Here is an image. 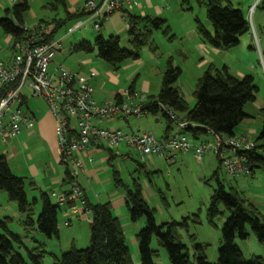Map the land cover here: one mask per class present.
<instances>
[{
    "label": "rangeland",
    "instance_id": "rangeland-1",
    "mask_svg": "<svg viewBox=\"0 0 264 264\" xmlns=\"http://www.w3.org/2000/svg\"><path fill=\"white\" fill-rule=\"evenodd\" d=\"M51 1L29 0L30 8L24 15V27L32 29L38 24H56L62 20L63 24L53 36L54 40H61L62 47L54 57L51 68L62 65L85 77H90L95 72L96 76L91 80L95 94H107L114 90H118L117 92L128 90L134 80H136V91L144 96L142 98L144 101L150 102L152 97L156 96L160 91L167 59L172 56L174 64L182 68V74L176 82V86L191 107L196 103L194 91L198 79L212 64L213 71L215 68L222 69L227 66L229 72L238 78H242L245 75H253L254 82L258 86L257 93L264 97V0H229L235 7L243 10L250 23V30L243 35L241 38L242 42L229 50L212 47L205 43L198 33L197 19L201 21L209 32L212 34L215 32L214 26L207 16L205 0H201V3L198 0H135L136 3L132 7L133 12L163 18L171 30L168 35L163 32V29L155 30L153 44L156 46V50L153 51L150 45H147L141 49L140 59L125 60L118 69L99 58L96 51L77 52L72 47L82 40H87L94 44L96 38L102 34L106 39L110 36H119L121 45L124 48L131 49L127 34V22L123 15L115 12L108 19H103L101 30L94 27L95 19L89 20L90 16L84 15L79 20L86 21V27L70 32V28L77 20L68 19L66 9L62 5L54 10L48 5ZM84 1L81 0L78 6H82ZM96 1L99 2L100 0ZM226 3L227 1L225 0L224 4ZM69 5L71 4L69 3ZM12 6L13 3L9 1L5 5H0V15L6 16L5 9L12 8ZM9 16L13 17L12 13ZM193 27L200 36V43L204 48L206 47L205 52L201 53L196 47L199 43L196 42L198 38L192 39L188 33ZM11 55L10 37L0 28V60L8 61ZM27 93V104L30 110L36 114L39 120L45 121L46 117L49 121L51 120L49 128L52 130L54 127V125L52 127V123L55 120L48 103L44 98L33 97L30 89H27ZM256 107L257 104L250 102L245 106V110H251L253 116L260 122L261 116ZM34 125L30 129H33ZM104 125L114 126L127 133L149 132L161 137L165 133L167 121L161 113L157 115L148 113L141 117L130 116L126 120H109ZM174 130L175 126L173 124L170 133ZM53 131L58 144L55 129ZM24 135L23 131L17 136L18 139L16 137L6 142L0 140V155L6 153L5 155L10 160L9 164L13 173L24 178L25 191L30 202L38 199L34 205V217L37 218L42 208L40 199L42 193L39 188L35 189L31 184L34 177L30 165L35 164L41 171L42 174L39 179L44 185H49L47 181L51 182V178L55 176L51 163L54 164L55 168L57 167V174H59V170H63L64 166L57 163L55 155L50 148L51 143L46 136L42 134V137L35 135L32 140H26V138L23 139ZM250 137L255 139V141L257 140V135L252 134ZM205 138L212 140L211 135H207ZM258 143L262 145L264 140H259ZM104 144L115 152L117 157L113 159L112 163L120 172L125 186L133 190L135 189V182L141 186L144 198L155 209V218L159 225L173 220L182 222L184 218H187L188 228L179 226L178 231L182 241L187 246V252L193 264H196L194 260V245L196 243H201L204 246L207 260L210 263H215L218 259V249L222 240L221 228L227 217L230 216V211L222 207V213L216 216L213 222L208 219L211 197L214 189L218 187L217 177L222 179L226 185L231 184L240 191L242 190L240 188L242 184L239 183V179H234L228 176L224 169L221 170L216 154L209 150L200 159L191 152L186 156H180L174 162H167L165 159L156 156L151 160L149 159L147 163H141L139 152L125 144H121L119 147L112 146L107 141H104ZM116 151H119V154ZM260 151L264 156V148H261ZM109 155L110 152L108 150L96 158V161L100 160V158L104 160L99 162L98 166L101 168L99 167L100 169L97 172L99 176L97 177L98 182H94V190L90 193L95 203L99 202L95 198L96 195L100 194L102 196L100 200H105L102 202H106L108 193L112 191H117L121 194L125 193L122 186L119 187L114 183L110 164L106 160ZM138 162L143 164V166L138 165ZM258 171L264 177V171L258 169L256 173ZM216 172H219L218 176ZM253 182L254 184H260V190L254 188L247 192H241L264 215V180L257 178L251 181V183ZM64 187L68 188V186ZM113 212L119 214L126 243L134 264H141L137 234L146 226V216L139 217L133 221L130 218L126 203L114 209ZM88 215L91 218V213L87 212ZM5 217L12 218L9 229L22 239V243L13 240L14 245L16 250L28 262H30L28 249H34V254H36L35 248L39 247V242L43 243L42 248L44 250L42 264H53V257L50 253L60 256L73 246L82 249L91 244L90 218H81V215H74L72 212L66 213L65 208L59 212V237L55 235L48 237L40 231L28 234L21 223L25 219V215L20 212L17 202L10 200L6 191L0 190V218L3 219ZM70 218L72 224L65 225L64 222ZM246 231L248 233L246 239H241L239 236L235 238V243L241 248L245 257L250 259L254 255L262 256V253L264 256V246L259 242L250 224L246 225ZM151 247L157 253L155 264H170L168 251L160 244L156 235L152 237Z\"/></svg>",
    "mask_w": 264,
    "mask_h": 264
},
{
    "label": "trees",
    "instance_id": "trees-1",
    "mask_svg": "<svg viewBox=\"0 0 264 264\" xmlns=\"http://www.w3.org/2000/svg\"><path fill=\"white\" fill-rule=\"evenodd\" d=\"M188 1V0H186ZM200 3L201 0H198ZM205 0L207 16L214 26V34L197 19V30L203 41L212 47L222 50H229L241 42V37L249 32L250 23L243 10L235 7L229 0ZM48 5L54 10L64 6L68 19H75L83 16L84 13H71L67 8L66 0H52ZM29 0H21L12 8H6V16L0 15V28L9 36L19 37L22 35L21 26L24 25V15L29 10ZM12 13L13 17L9 14ZM127 34L131 49L121 45L119 36H110L108 39L100 34L95 43L82 40L73 45L74 51L97 52V56L118 69L125 60L140 58V51L143 47L150 45L153 51L156 46L153 44L155 30L163 29L168 35L170 26L163 18L151 15H141L130 11L126 14ZM63 24L60 20L56 23L57 28ZM264 53V52H263ZM182 74V68L174 64V58L167 59L166 68L163 73L161 88L156 96L148 102L146 108L149 113L157 115L161 113L166 121L165 135L172 130V120L163 111L162 106L182 114L190 125L186 132L195 140L204 139L210 131L226 136H234L236 128L250 115L246 112L245 106L255 102L258 86L254 82L253 75H245L238 78L231 74L227 66L222 69L211 65L201 77H199L194 95L196 103L190 106L183 96L176 82ZM135 80L129 89H133ZM261 130L255 141V147L240 152L244 155L251 168V175L256 170L264 171V156L260 149L259 140H264V107L261 108ZM109 166L112 170L114 183L123 187L126 194V204L130 218L135 221L139 217L146 216V226L137 234L141 264H155L156 251L151 247L153 235H156L160 244L168 251L170 264H193L187 252V246L182 241L178 231L179 226L188 228L187 218L182 222L175 220L159 225L155 218V209L152 208L143 196L141 186L135 182V189H129L121 179L120 172L112 163L116 156L109 149ZM141 167L143 164L138 162ZM221 170H223L220 164ZM64 184L69 182V169L65 173ZM219 175V172H216ZM218 187L214 189L208 208V219L213 222L215 217L222 213V207L230 211V216L225 220L221 231L222 240L218 249V259L215 263L207 260L204 246L201 243L194 245V260L196 264H264V256H252L247 259L241 248L235 243L239 236L246 239L248 233L246 225L250 224L252 231L259 242L264 246V215L262 212L234 185H226L217 177ZM0 190L8 193L10 200L17 202L25 219L21 222L25 231L31 234L40 231L48 237H59V212L61 208L51 200L48 193L41 194L42 208L40 214L35 218L34 205L38 199L30 202L25 191L23 177L13 173L6 155H0ZM86 208L92 213L90 221L91 244L82 249L72 247L69 251L60 256L50 253L53 257V264H134L126 243L123 227L120 219L113 214L110 202L92 203L87 200ZM11 217L0 218V264H42L44 257L43 243L39 247L28 249V262L14 245V241L22 243L19 235L12 233L9 229ZM194 238V236H192Z\"/></svg>",
    "mask_w": 264,
    "mask_h": 264
},
{
    "label": "built area",
    "instance_id": "built-area-1",
    "mask_svg": "<svg viewBox=\"0 0 264 264\" xmlns=\"http://www.w3.org/2000/svg\"><path fill=\"white\" fill-rule=\"evenodd\" d=\"M7 1L14 5L21 0ZM135 3V0H87L80 12L90 16L89 20L95 19L94 27L101 30L102 20L115 12L121 13L127 22L126 14ZM0 5H5L4 0H0ZM83 27H86V21L78 20L70 32ZM21 30V36H9L12 48L9 60H0V140H13L22 130L34 125L36 114L28 107L27 89L32 91L33 97L45 99L55 120L61 162L69 169V190L56 195V204L61 210L65 208L66 212L74 214L81 213L79 206L87 210L79 177L86 173L84 157L89 148L106 149L104 141L115 147L125 144L138 151L141 163H147L156 156L170 162L181 152H193L202 159L211 150L227 175L232 178L251 175L245 156L240 154L255 147L256 143L250 136L238 133L226 136L210 131L212 140L197 141L186 132L190 125L196 124L166 106L162 109L175 126L168 135L157 137L149 132L127 133L104 125L109 120H126L130 116L148 114L147 103L142 99L144 96L128 89L114 100L98 102L91 84L95 72L85 77L62 65L51 68L62 47L61 40L53 39V23L38 24L32 29L22 25ZM88 160L92 162L93 158L88 156ZM64 224L71 225V221Z\"/></svg>",
    "mask_w": 264,
    "mask_h": 264
},
{
    "label": "crops",
    "instance_id": "crops-1",
    "mask_svg": "<svg viewBox=\"0 0 264 264\" xmlns=\"http://www.w3.org/2000/svg\"><path fill=\"white\" fill-rule=\"evenodd\" d=\"M80 1L81 0H66L68 10L71 13H74V14L76 12H80V10L85 5V3H86L87 0L84 1V4L82 6H78V3ZM4 3L7 4V0H4ZM69 3L71 5H69ZM129 11L132 12V13H136V12H133L132 11V8ZM80 17L75 18V19L78 21ZM54 25H55V31H54V34H55L58 31V28L59 27L57 28V25L56 24H54ZM188 33L190 34V36H191L192 39L193 38L194 39L195 38L196 39L198 38L196 40V42H199V43L196 45V47L200 50L201 53L202 52H205L206 47L204 48L202 46V44L200 43L201 42V39H200V36L198 35V33L196 32V29H194V27H193V28H191L188 31ZM54 34H53V36H54ZM241 42H242V40H241ZM250 48H252V47L250 46ZM225 65H227V64H225ZM135 82H136V80H135ZM146 85H148V84H146ZM134 89L137 90L135 84H134ZM117 91L118 90H114V91H111L110 93H107V94H99V95L98 94H95V91H94V96H95V99L98 102H104V101H108V100H114V99L117 98V95H119L122 92V91L121 92H117ZM145 102L147 103L148 101H145ZM254 103L257 104V107L256 108L258 109V112H259V114L261 116V108L264 107V97L263 96H260L259 93H257L256 100H255ZM246 112L250 115V117L249 118H246L238 126L239 129L236 128V131L235 132L238 133V134H245V135H248V136H252V134H253V135H257V137H258L259 132L261 130L262 116H261V121L259 122L255 118V116H253L251 110H246ZM180 115L183 116L182 114H180ZM254 118H255V120H254ZM50 121H49V119L47 117H46V119L44 121V120H39L38 117L36 116V122H35V125H34L33 129L23 130L24 133H25L23 139L26 138V140H32L35 135L41 136V137H42V135L46 136L47 137V140L50 141V143H51V145H50L51 147L50 148H51V150L53 151V153L55 155V158L57 160V163L64 166L63 170H59V174H57V167L55 168L54 167V164L51 163L52 164V168H53V172H54L55 176H53L51 178V180H52L51 182H48L47 181V184H49V185H44V183H42V181L39 179V177H41V174H42L41 171L37 168V166L35 164L30 165V168H31V171H32V174H33V177H34V180H33V182L31 184L35 187V189H38L39 188V190L41 191V193H43V192L48 193L50 195V197H51V200L54 203H56V195L59 194L60 192L68 191L69 190V186H68V184H64L63 183V180H64L65 175H66L65 173L67 171V166L61 162L60 149H59L58 144L56 143V137H55V133L53 131V129H55L54 128L55 127V121H54V123H52V127L54 125V127L52 128V130H51V128H49V122ZM254 123H255V125H253ZM112 127H114V126H112ZM165 130H166V127H165ZM164 135H165V133L162 134V136H164ZM16 139H18V137ZM204 139H206V138L204 137ZM252 140L255 142V139L252 138ZM106 151H108L107 148L106 149H97V148L91 147L88 150L87 156L84 157L85 162H86V173L81 174L80 177H79V180H80V183H81V185L83 187V190H84V193H85V196H86L87 200H89L92 203H95V202H94V198L92 200V197L90 196L91 195L90 193L92 192V190H94V188H93L94 182H96V183L98 182L97 181V179H98L97 177H99V176L97 175V172H98V169L101 168L100 166H98L99 165V162H101L102 160H104V159L100 158V160H97L96 161V158L98 156L100 157V155H102ZM190 153L191 152H187V153L181 152V153H178V154L175 155V157L170 162H174L180 156H186V155H188ZM88 156H90V157L93 158V161L92 162H90L88 160ZM109 156L106 157V160L107 161H109ZM8 161H10V160L8 159ZM219 166H220V161H219ZM256 172H257V170L255 171V173L253 175L238 176V177L234 178V179H239V183L243 185V186L240 185V188L242 189L241 191H244V192L246 191L247 192L249 190H253L254 188H257V189L260 190V186H259L260 184L259 183H255V184H254V182L251 183V181H254L257 178H259L262 181L264 180V177H263L262 173L260 171H258V173H256ZM64 186H68V188H66ZM259 193H260V191H259ZM257 195H258V193H257ZM101 197L102 196L100 194L95 196L96 200L99 201L98 203H104L102 201H105V200H100ZM245 197L247 198V196H245ZM53 198L55 199V201H54ZM106 200H107L106 202H110V204L112 206V211H114V209L118 208L123 203H126V196H125V193H122L121 194V193H118L117 191H112V192L108 193V199H106ZM79 209H80V212L81 213H77V214L81 215V218L82 217H84V218H86V217L87 218H90L89 215L87 216V210L84 207L79 206ZM68 212H71V211H67L66 213H68ZM89 213H91V212L89 211ZM72 214H74V213H72ZM113 214L116 217L119 218V214H116L115 212H113ZM91 219H92V213H91L90 220ZM68 220H70L71 221V224H72L71 218L68 219ZM260 253H262V252H260ZM262 255H263V253H262Z\"/></svg>",
    "mask_w": 264,
    "mask_h": 264
}]
</instances>
